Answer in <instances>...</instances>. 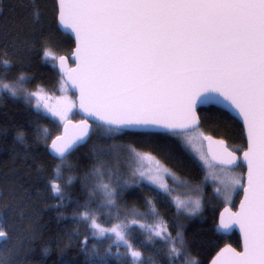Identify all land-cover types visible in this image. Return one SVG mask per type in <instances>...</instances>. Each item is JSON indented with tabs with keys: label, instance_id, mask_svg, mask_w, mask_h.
I'll list each match as a JSON object with an SVG mask.
<instances>
[{
	"label": "snow or ice",
	"instance_id": "6c2138e0",
	"mask_svg": "<svg viewBox=\"0 0 264 264\" xmlns=\"http://www.w3.org/2000/svg\"><path fill=\"white\" fill-rule=\"evenodd\" d=\"M34 15L38 18L39 12ZM58 22L75 33L79 64L72 70L75 73L72 78L80 88L81 108L87 102L92 109L89 115L98 116L103 122L98 127L107 132L157 124L173 130L193 129L209 142V153L212 144L223 149L212 154L211 159L208 153L198 152L206 171L204 179L217 184L214 191L218 196L227 202L238 188L245 193L240 211L232 213L225 209L228 217L225 219L222 214L217 226L228 231L239 225L244 232V251L226 248L221 256L227 254L226 264H264V0H58ZM43 58L53 67L57 61L63 67L64 57L56 55L51 48H44ZM10 63L7 59L0 60L3 65ZM25 79L21 75L17 83ZM0 91H8L12 96L23 92L29 101L37 100V109L43 101V108L61 120L66 119L72 107L66 99L63 108L50 106L49 97L40 86L30 92L0 81ZM213 93L229 101L228 106L246 126L248 146L243 153L247 165L246 188L240 177L233 174L241 159L224 148L222 140L213 141L205 136L197 125L193 97L207 103L216 99ZM81 123L85 124L81 134L71 138L58 136L51 143L50 150L61 162L55 170L56 178L60 177L61 165L68 154L88 135L86 123ZM47 131L42 130L45 135ZM172 134L185 147L192 145L187 132ZM17 139L22 141L23 134H18ZM129 151L137 162L148 161L151 165L146 170L137 168L133 175L146 179L160 192L171 194L168 179L186 183L150 153L139 152L134 147ZM94 172L101 174V167L94 166ZM68 183H72V178ZM50 187L55 197L64 199L63 189L55 180ZM102 188L107 202L114 204L115 190L108 184ZM148 204L151 206L152 202ZM177 208L195 215L201 211L202 204L199 199L180 200ZM151 211L156 214L154 207ZM6 216L0 213L3 217L0 218V241H3L0 264H12L11 250L7 248L10 237ZM81 219L99 233H114V242L127 247L132 264H143L142 251L133 248L127 238V230L132 226L147 228L151 233L148 242L153 237L166 241L173 264L181 257H184L182 264H198L186 254L182 233L177 232L175 237L167 234L162 219L158 218L154 225H142L132 219L110 229L102 228L88 212L82 213Z\"/></svg>",
	"mask_w": 264,
	"mask_h": 264
},
{
	"label": "trees",
	"instance_id": "16d2710c",
	"mask_svg": "<svg viewBox=\"0 0 264 264\" xmlns=\"http://www.w3.org/2000/svg\"><path fill=\"white\" fill-rule=\"evenodd\" d=\"M36 11L38 18L34 15ZM56 15V0H0V60L11 62L0 64V81L13 85L24 75L22 87L27 91L34 92L37 86L55 90L61 76L51 62L44 60L43 50L47 47L58 56H69L74 45L57 28ZM197 113L199 130L206 136L225 141L236 153L244 150L243 130L237 120L213 106L200 108ZM77 119L79 116L74 120ZM54 125L51 118L36 111L23 95L0 92V213L7 214L6 230L10 237L7 248L11 250L12 264H132L128 253L120 259L115 257V252L108 253L109 249L127 247L117 248L110 233H99L81 219L85 212L93 216L91 211L100 205V194L91 193L90 182H97V176L95 180L94 174L91 175L94 166L107 165L102 169L108 170L105 176L114 181L120 179L123 157L118 158L114 177L109 164L111 149L115 146L113 150H116L120 144L150 153L178 177L205 186L202 211L194 217L180 214L167 194L147 184L124 190L117 188L123 203L137 201L139 210L145 211L151 201L167 227V234L175 237L177 232L182 233L186 254L198 264H208L225 245L240 248L235 232L225 236L217 230V217L223 205L216 207L220 202L211 183L204 179V169L179 137L170 133L127 131L110 135L104 128L93 125L90 140L67 157L70 168L73 167L69 184L63 173L55 177L61 162L47 151L48 143L58 134ZM43 129L48 130L47 135ZM21 133L22 141L17 139ZM53 180L63 189V200L52 194ZM239 197L240 193L233 206ZM111 207L104 203L99 215H94L102 228L131 221L124 215L113 219ZM127 233L133 248L142 251L143 264H173L166 241L156 238L148 242L149 232L138 226H132ZM183 259L176 264H182Z\"/></svg>",
	"mask_w": 264,
	"mask_h": 264
},
{
	"label": "rangeland",
	"instance_id": "374dc122",
	"mask_svg": "<svg viewBox=\"0 0 264 264\" xmlns=\"http://www.w3.org/2000/svg\"><path fill=\"white\" fill-rule=\"evenodd\" d=\"M10 86H15L17 88H20V87H22V82H20L19 84L16 83V84H13V85H10ZM44 91H45L46 95L49 97V99L47 100V103L50 106L57 107V108H63V107H65V105L63 103L64 99H66L67 101L71 102L72 107L67 112L66 119L61 120L59 117H53L51 115V113H49L46 109L43 108V101H41V108L37 109V107H36L37 100L35 98H33L31 101H29V99L26 97V95L23 92H19L18 95H23L28 100V102L33 106V108L36 111H38V112L48 116L49 118H51L53 123L55 124L54 128L56 130H58V134H59L63 124L66 121L74 120L76 118V116H78L76 114L75 96L69 91V89L64 84L63 80H61L59 82V84L56 86L55 90H53V91L44 90ZM0 92H8V91H0ZM58 101H61V103L58 104L57 103ZM79 119H80V117H79ZM79 119L74 120V121H78ZM106 134L116 135V131L106 132ZM187 134L192 139V145L190 147H186V148L195 157V159L200 163V165L204 169V172H205V175H206L205 167H204V165L202 164V162L198 158V152L199 151H203V152L206 153L205 146H204L206 140H204L203 137H201L199 135V133H197L195 130H193L191 132H187ZM113 144H115L114 141H113ZM113 148L111 149L113 154L111 152V155H110L111 157H110V160H109V162H110L109 164L113 168V177L115 176L114 173L117 172V169L115 168V166L119 165V161H118L119 157H123V160H124L123 163L124 164L122 163L121 166L123 167L124 171H122L120 179L119 180L117 179L116 181L111 180L112 178L108 179V177L105 176V175L108 174L107 173L108 170L106 171V168L104 170H102V169L104 168V166L107 167V165H100L101 174L97 175L94 171L91 173V175L94 174L93 177L95 178V180H96V176H97V182L96 181L95 182H93V181L90 182V184H92L91 193L93 195H96V194L99 195L100 194V196H101L99 207L96 209V211L95 210L91 211L93 213V216L94 215H99L98 214L99 213V208H100V206L104 207V203L106 204V207L109 206V203L107 202V196H106L105 190L102 188L103 184H108L111 189L115 190V194H114V197H113L114 200H115V203L114 204H110L112 206L110 213H111L113 219L118 218L120 215H124V216L128 217L130 220H132V219L138 220L139 224H142V225H154V224H156L158 222V218L161 219V217L159 216L160 213L158 212L156 206L148 205L147 209L145 211H140L139 208L137 207V205L139 204L137 201L129 202V203L128 202L126 203V201H125L124 203H126V204H124L123 201H122L123 200L122 194L117 191V188H119V187L124 190L126 187H139V186H141L143 184H147V185H150V186L154 187L146 179H144V180L140 179L138 174L137 175H133V173L136 172L137 168H140V170H146L147 168L151 167V165L149 164L148 161H139V162H137V160H135L132 157V155H131V153L129 151V148H130L129 146H125V145H121L120 144L116 150H113ZM237 154H239V153H237ZM114 156H115V159H114ZM70 166L71 165L69 164V161H67V160L65 161V163L63 165H61V173L66 175L68 179L73 177V175H72V173L70 171L71 168L73 169V167L70 168ZM233 174L240 177L241 183L244 186L243 176H244L245 173L243 172V170H241V168L238 167L236 170H234ZM121 179H122V181H121ZM180 180L184 181L186 183L178 184V183L173 182L171 179L167 180V183L169 184V187L171 189V194H167V195L171 198V201L173 202V204L176 207V209L178 210L177 202L180 201V200H183V201L192 200V201H194L196 199H199L201 201L202 206H203L204 196H205V191H204L205 190V186L202 185V184H200V185L190 184L189 182H187L186 180H184L182 178H180ZM207 181L209 183H211V186H212V188L214 190L215 187L217 186V184H215L211 179H209ZM115 182H117V183H115ZM241 191H242V189L238 188L237 191H235L231 195L230 200H228L227 202L223 198L218 196L215 193V191H214V194H216V198L219 199L218 202H220L216 207H220L221 205H223L222 207H220L221 209L224 206H229L232 209H235L236 208V204L238 203V201H237V203L234 206H233V204L235 203V201L238 198L239 193ZM116 193L118 194V199L119 200L116 197ZM152 207L155 208V212H156L155 215L151 211ZM109 210H110V208H109ZM178 212L180 214H182L183 216L186 215V216H191V217H194V216H196L198 214L197 213L195 215H190L188 212H185L182 209L178 210ZM117 224H121V222H116L112 227H114ZM142 229H145V230H147L149 232V230L147 228H142ZM110 234L112 235L111 242L113 244H116L117 248L118 247H126L123 243H120L119 246H118L117 243L114 242L116 240L115 234L114 233H110ZM149 234H151V233L149 232ZM127 238L129 240V234L128 233H127ZM156 238L157 237H153V239H156ZM112 252H115V257L120 259V258H123V256L127 255L128 249L127 248L122 249V250L118 249V250H115V251L111 250V251L108 252L109 255H111ZM189 258H192V257H189Z\"/></svg>",
	"mask_w": 264,
	"mask_h": 264
},
{
	"label": "water",
	"instance_id": "95a60500",
	"mask_svg": "<svg viewBox=\"0 0 264 264\" xmlns=\"http://www.w3.org/2000/svg\"><path fill=\"white\" fill-rule=\"evenodd\" d=\"M56 8H57V15H56V25L57 28L59 29V31L64 34L67 35L71 38V40L73 41V49L71 51V54L69 56H63L64 57V63H63V67L61 68L59 66V62L57 61V66L55 67L56 72L61 76L64 84L66 85V87L69 89V91L75 96V103H76V114L80 117V119L78 121H74V120H69L66 121L61 130L60 133L58 135H56L55 137H53L50 142L47 145V151L49 153V155L57 160L60 161L59 158H57L53 152L50 150V146L53 140L56 139V137L60 136V137H66V138H71L73 136L79 135L82 133V130L85 128V124H82L81 122L84 121L86 123V129L88 132V135L85 137V141L81 144H79L77 147H75L69 154L71 155L74 151H76L78 148L84 146L89 140L90 137L92 135V130H93V125L98 126L99 124H102L103 122L100 121L98 119V116L95 115H89V111H92V109L87 105V102H85V108H81V96H80V88L78 86V83L76 81L73 80V75H75V73H72L73 69L77 68V65L79 64V60L76 59V48H77V40L75 37V33L72 32L71 29H65L63 28L59 22H58V0H56ZM214 96H216V99L214 101L211 102H207V103H201L199 102L198 99H196V97L194 96V111L196 113L197 116V125L198 127H200V119L198 116V109L200 108H207L209 106H213L216 107L224 112H226L227 114H229L231 117H233L235 120H237L239 122V124L242 127L243 130V136L245 139V148L242 152H240L239 154L235 153L234 151H232L231 149L228 148L227 143L225 141L223 144L224 148H227L228 151L230 152H234V154L239 157L242 161V163L240 164V166H242L244 168V186L243 187H247V165L246 162H243V153L244 151H247V146H248V139H247V130H246V126L243 122V119L238 116L236 114V112L230 108L229 105V101L224 100V98L222 96H220L218 93H213ZM88 110H85V109ZM115 127V126H113ZM119 131H127V132H136V133H170L172 134L173 131H185V132H191L193 131V129H187V130H183V129H169V128H165L163 127V125L161 124H157V125H149V126H127V127H121ZM212 137V136H210ZM213 141H221V139L212 137ZM205 151L206 153H208L209 159H211V155L215 154V153H220L223 151L222 148H220V146H218L217 144H212L211 145V149L212 152L209 153V142L206 140L205 141ZM67 156V157H68ZM239 166V167H240ZM238 167H236L234 170H236ZM244 191H241V195H240V199L236 205L235 209H232L229 206H224L218 213V217H217V226L219 225L220 219H221V215L224 214L225 219H227L228 217V213L225 212V209H228L229 212L235 213V212H239L240 211V204L241 201L244 200ZM217 230L225 236L231 235L233 232H235L240 240V248L236 249L230 245H225L223 246L209 261L208 264H226V260H227V254H225L224 256H221V252L222 250L226 249V248H231L234 249L237 252H243L244 251V244H245V239H244V232L241 230L239 225H235L232 229L228 230V231H222L219 230L217 227Z\"/></svg>",
	"mask_w": 264,
	"mask_h": 264
},
{
	"label": "flooded vegetation",
	"instance_id": "af4514ba",
	"mask_svg": "<svg viewBox=\"0 0 264 264\" xmlns=\"http://www.w3.org/2000/svg\"><path fill=\"white\" fill-rule=\"evenodd\" d=\"M61 80H62V78H61ZM119 132V131H118ZM240 168H241V166H240ZM242 170V169H241ZM240 195H241V192H240ZM239 199H240V197H239ZM239 199H238V201H239ZM237 205V204H236Z\"/></svg>",
	"mask_w": 264,
	"mask_h": 264
}]
</instances>
